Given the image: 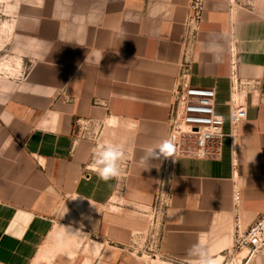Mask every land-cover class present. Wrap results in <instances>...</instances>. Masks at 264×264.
Masks as SVG:
<instances>
[{
    "label": "crops",
    "instance_id": "obj_1",
    "mask_svg": "<svg viewBox=\"0 0 264 264\" xmlns=\"http://www.w3.org/2000/svg\"><path fill=\"white\" fill-rule=\"evenodd\" d=\"M188 1L16 0L15 62L0 71V264H145L139 207L153 202L162 156L140 161L169 136ZM205 10L190 83L215 88L228 134L235 61L247 116L234 151L225 135L219 159L175 156L160 253L194 264L203 243L215 264H264V249L233 253L237 230L264 214V10ZM79 118L99 134L78 136ZM108 143L131 157L124 192L92 166Z\"/></svg>",
    "mask_w": 264,
    "mask_h": 264
},
{
    "label": "built area",
    "instance_id": "obj_2",
    "mask_svg": "<svg viewBox=\"0 0 264 264\" xmlns=\"http://www.w3.org/2000/svg\"><path fill=\"white\" fill-rule=\"evenodd\" d=\"M206 0H189L187 17L184 21V32L181 40L182 60L180 72L176 79V104L171 113L168 139L172 143V156L164 157L165 175L160 184L161 194L155 205L160 218L158 230L152 234L156 247L161 248L163 240L162 222L165 210L169 204V179L173 160L176 155L219 159L222 155L223 138L231 137L232 150L237 142L236 134L239 123L247 116V106L239 95L241 85L248 81L239 79L235 74V61L231 73L230 123L231 131L226 134L223 130L225 120L217 113L216 90L213 87L194 85L190 83V73L198 49L199 34L205 18ZM234 47H231L233 50ZM78 136L95 138L98 122L92 119L77 120ZM236 163H233V167ZM169 172V173H168ZM240 193L235 188L234 199L239 200ZM264 249V214L256 218L246 230H237L234 237L233 253L252 256Z\"/></svg>",
    "mask_w": 264,
    "mask_h": 264
},
{
    "label": "rangeland",
    "instance_id": "obj_3",
    "mask_svg": "<svg viewBox=\"0 0 264 264\" xmlns=\"http://www.w3.org/2000/svg\"><path fill=\"white\" fill-rule=\"evenodd\" d=\"M244 2L257 9L264 10V0H244ZM15 3L16 0H0V71H4L6 68L3 63L11 64L15 62V58L12 57L15 51L14 42L16 36L14 26ZM5 23H10L11 26L6 25ZM164 161V157L162 156L158 183L152 204L149 207H139V210L142 211L143 215L146 217V221L144 226L145 228L138 231L135 236L136 240L134 242L133 251H135L136 257H141V261L145 264H165L164 260H168L161 255L159 247L155 246L152 238V234L158 230L160 222V218H158V209L156 210L155 205L157 203L158 196L161 194L160 184L165 175ZM130 164L131 157L127 151L124 150V159L120 163L121 174L119 177L122 183L121 190L123 192L127 188ZM173 263L180 264L178 262Z\"/></svg>",
    "mask_w": 264,
    "mask_h": 264
},
{
    "label": "clouds",
    "instance_id": "obj_4",
    "mask_svg": "<svg viewBox=\"0 0 264 264\" xmlns=\"http://www.w3.org/2000/svg\"><path fill=\"white\" fill-rule=\"evenodd\" d=\"M0 102H3V100H0ZM156 149H159V153H156ZM159 156H172V143L170 139L161 140L157 147L146 150L144 156L141 157L140 163L147 166L149 165V158H159ZM123 159V146L108 143L94 152L92 166L95 169L98 178L101 181L108 182L112 179H118L120 177V163ZM146 168L147 167H145V169ZM189 255L196 257L194 264H215L208 249L203 245V243L193 245L192 248L189 249Z\"/></svg>",
    "mask_w": 264,
    "mask_h": 264
},
{
    "label": "bare ground",
    "instance_id": "obj_5",
    "mask_svg": "<svg viewBox=\"0 0 264 264\" xmlns=\"http://www.w3.org/2000/svg\"><path fill=\"white\" fill-rule=\"evenodd\" d=\"M3 65V64H2Z\"/></svg>",
    "mask_w": 264,
    "mask_h": 264
}]
</instances>
